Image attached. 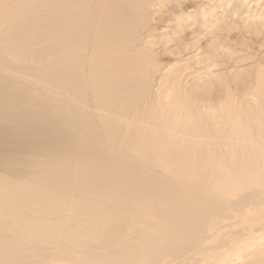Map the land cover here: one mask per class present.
Here are the masks:
<instances>
[{"label":"bare ground","instance_id":"bare-ground-1","mask_svg":"<svg viewBox=\"0 0 264 264\" xmlns=\"http://www.w3.org/2000/svg\"><path fill=\"white\" fill-rule=\"evenodd\" d=\"M169 5L0 0V264H264V112L224 131L162 72Z\"/></svg>","mask_w":264,"mask_h":264},{"label":"rangeland","instance_id":"rangeland-1","mask_svg":"<svg viewBox=\"0 0 264 264\" xmlns=\"http://www.w3.org/2000/svg\"><path fill=\"white\" fill-rule=\"evenodd\" d=\"M163 1L170 4L169 6L174 5L175 10L170 13L171 16H183V19L177 20L179 23L176 22L175 30L168 36L176 39L183 29L189 32V39L181 42L179 48H184V51L173 55V59L162 72L172 74L176 70L180 81L186 82L182 86L185 92L191 93L195 101L201 102L200 111L209 123L216 122L217 127L224 131L230 129L237 111L245 114L258 113L262 119L263 113L260 112H264V92L261 100L256 91L247 89L248 92H241L235 89L233 81L240 77L245 79L243 82L246 85L254 86L258 83L259 73L264 74V0H189L190 3L185 8L178 5L182 0ZM220 1H223V4H220ZM185 18L192 24L186 28L183 26L186 25ZM173 25L174 22L170 21L157 30L151 40L156 43L159 41L155 49H161V42L166 40L165 33L169 32ZM167 43V46L173 44ZM183 67L184 70L181 71L179 68ZM187 74L188 78H184ZM217 87H220L219 90ZM202 90L206 93L202 99L204 103L200 98H196ZM242 119L246 123V118ZM248 128L255 133L251 125ZM263 162L264 158L259 165ZM249 258L252 256L241 258L239 263L243 264Z\"/></svg>","mask_w":264,"mask_h":264}]
</instances>
